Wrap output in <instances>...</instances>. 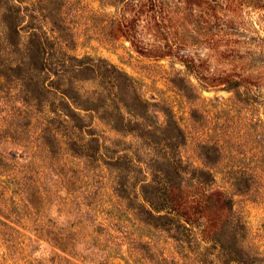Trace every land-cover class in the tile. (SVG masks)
I'll return each mask as SVG.
<instances>
[{"label": "trees", "instance_id": "16d2710c", "mask_svg": "<svg viewBox=\"0 0 264 264\" xmlns=\"http://www.w3.org/2000/svg\"><path fill=\"white\" fill-rule=\"evenodd\" d=\"M106 1L118 8L109 35L127 40L141 56L179 64L169 81L184 98L195 96L192 79L201 88L264 87V35L242 16L244 10L264 12V0ZM61 5V0H0V108H6L0 109L1 136L18 140L23 129L36 125L30 137L34 148L49 147L50 154L55 143L87 160L85 166L109 167L114 175L108 189L117 202L110 207L118 219L124 215L135 228L165 233L179 258L166 257L152 240L139 238L122 250L129 232L104 218L109 209H100L102 192L86 226L72 228L81 239L105 246L98 264H117L109 256L120 251L124 264H190L208 245L231 262L254 264L259 257L246 255L242 247L243 225L231 217V199L209 187L215 181L211 170L194 167L184 176L179 148L186 137L173 109L163 102L160 121L150 111L160 103L142 95L132 77L103 56L77 53L76 32L61 16ZM95 118L135 142L115 149L122 142H106ZM200 149L205 163L213 165L220 152L216 142L201 143ZM6 164L0 155V165ZM19 177L23 182L1 180V192L6 181L21 184L30 211L40 212L46 197L39 180L20 172ZM191 180L198 184L196 192ZM61 230L53 228L48 238L66 252L71 234Z\"/></svg>", "mask_w": 264, "mask_h": 264}, {"label": "rangeland", "instance_id": "374dc122", "mask_svg": "<svg viewBox=\"0 0 264 264\" xmlns=\"http://www.w3.org/2000/svg\"><path fill=\"white\" fill-rule=\"evenodd\" d=\"M33 0H26L32 2ZM61 16L76 32L77 53L88 52L100 55L127 73L136 82L139 92L149 101L160 105L150 106L151 113L162 120L161 104L165 102L174 111L175 117L185 133V142L179 148L183 164L187 167V178L195 167H205L213 173L215 181L209 187L219 189L231 199V217L243 225L240 241L246 255L259 257L254 264H264V87H239L232 91L222 86L201 88L196 81L195 96L184 98L169 79L182 67L170 60H155L141 56L127 40L109 35L110 25L118 16L117 6L106 0H61ZM242 16L253 21L264 35V12L244 10ZM248 24V23H247ZM188 78V75H185ZM189 79V78H188ZM256 93L260 98H256ZM12 104L18 105L14 100ZM158 103V104H159ZM0 109H6L2 107ZM3 112L0 110V122ZM6 125V124H5ZM5 125L1 130L6 129ZM97 131H103L106 142H122L130 146L134 138L109 130L104 122L94 119ZM36 125L21 131L18 140L1 136L0 181L21 175L38 179L46 199L44 208L33 214L21 197L22 185L6 181L5 192L0 182V264H98L102 261L105 246L80 238L72 230L85 227L94 213L97 195L105 192L100 209L108 222L126 226L128 234L123 239L126 249L135 240H152L153 248L166 257L179 259L173 240L165 233L135 228L129 218L117 217L111 205L116 199L108 189L114 173L105 165L94 162L85 166L87 160L73 157L55 143L49 147L34 148L30 137L35 135ZM216 142L220 152L213 165L205 163L200 149L201 143ZM114 149V148H113ZM96 167V168H95ZM103 168V169H102ZM18 171V173H17ZM67 180L69 182H67ZM25 181V180H24ZM191 192H196L197 182L191 180ZM90 192V193H88ZM96 192L98 194H96ZM116 214V216H115ZM69 232L66 252L53 244L48 236L53 228ZM122 228V227H121ZM81 231V229H80ZM115 236L121 233L115 231ZM201 248V254H193L190 264H237L227 256L217 254L212 246ZM120 248V247H119ZM120 250V249H119ZM156 252V253H157ZM158 254V253H157ZM119 254L109 256V261L124 264ZM133 264V263H132Z\"/></svg>", "mask_w": 264, "mask_h": 264}]
</instances>
